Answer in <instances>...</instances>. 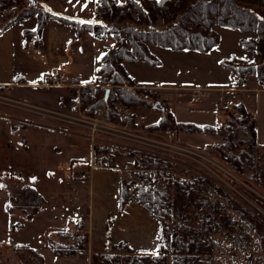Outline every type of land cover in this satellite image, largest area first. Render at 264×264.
Returning a JSON list of instances; mask_svg holds the SVG:
<instances>
[{
	"label": "rangeland",
	"instance_id": "obj_1",
	"mask_svg": "<svg viewBox=\"0 0 264 264\" xmlns=\"http://www.w3.org/2000/svg\"><path fill=\"white\" fill-rule=\"evenodd\" d=\"M32 1L30 3L28 0H25L20 5H14L3 10L0 15L1 27L10 21L11 18L15 17L28 3L30 5L37 4L51 14V17H47V27L43 29V36L29 37L27 46L24 44L23 29L36 27V16H33L32 19L28 18L29 20L25 19L14 23L8 31L6 29L0 34L1 76L10 75L13 69L23 68L27 74L33 77H29L27 86L21 90V96L11 92L14 86L13 84L0 88V121L6 127L4 133L0 131V167H12L21 171L22 179L19 181V186L34 188L38 196L43 198V202H49L53 208L62 210L63 214L61 219L56 224L48 222L45 225L46 223L43 220L34 219L35 221L32 224L42 227L38 236L43 238L45 234V237H47V228L52 226L75 233L84 232L88 235L89 240L87 253H78L73 255L74 258H68L70 256L59 257L52 254L49 248H47L48 252H46L45 249L48 247L46 243H44V249L39 247V250L49 257L48 260H51V257L56 258L54 262L50 261L49 264H90L92 252H109L112 250L105 243L106 224L107 221H111L112 242L125 241L134 250H139L144 253H154L157 249L158 241L157 219L132 200L128 201L122 213L118 212L116 194L118 193L117 186L119 190L117 174L120 172L116 169H96L90 180H67L65 177L67 167L74 161V158L79 156L78 149L85 151L88 148L89 150L88 141L61 130L65 129L75 132L77 128L62 124L59 121H39V117L37 119L36 116L31 115L25 106H19L21 105L19 103L22 102L36 104L52 110H62L63 112L74 110L78 103L79 105L81 104L79 97L80 90L86 84L94 83L93 79L96 77L100 54L105 52L106 48L113 49L117 47V44L110 34H108L105 40L96 39L89 32H83L80 36H77L75 33L76 29L73 26L58 21L57 18L59 16L68 20H93L96 9L94 7L90 10L89 5L94 3L95 0H79V2L77 0H71V2L69 0ZM85 4L87 5L86 7H84ZM54 16H57V18H54ZM105 25L107 27L113 25L119 31L129 25L139 29L144 28V26L136 25L133 21L128 20L105 23ZM160 27L162 26H157V28ZM214 28L220 35V41L208 54L193 51L174 52L158 46H152L151 50L155 57L160 60V65L152 67L142 61L125 63L128 73L138 84L148 83L157 86L159 88H155L153 91L167 93L170 96L179 94L176 99L169 100L167 106L172 113H175V116H173L176 121L192 120L189 116L190 113L205 102L209 95H218L219 92L203 90L199 102L191 104L190 91H180L176 94V91L165 88V86L182 82L193 83L194 81L202 85L218 84L225 81L223 80V75L218 72L221 69L218 65L220 59L229 58L230 56L248 59L252 55L242 48L240 38L255 37L253 32L245 34L238 30L221 26H215ZM35 39L40 42H35ZM34 42L36 43L35 45ZM53 60L56 63L51 64L50 61ZM43 69L47 71L44 73L55 71L67 76L77 77L82 87L43 88L34 86V83L41 77L35 79V76ZM101 86L107 87L103 84ZM26 90L28 91V95L24 92ZM204 94L208 95L205 96ZM157 98L155 100L158 103L157 105L154 102L149 107H128L124 110H129L132 115L145 118L147 124L151 123L158 116L161 117L159 107H166V104L163 103L165 102V98L163 100ZM19 114H22L23 117L19 116ZM12 123L23 125V127L13 132L10 130V133L7 131V128ZM151 132L156 138L177 142L189 148L203 151L218 167L210 165L209 169L204 171L205 168L203 166L188 161L189 159L186 158L178 157L180 158L178 161H169L161 157L159 159L163 158L162 160L171 164V169L168 171L164 169H144L145 172L157 173L161 182L169 179V176L173 179L178 177L187 178L193 174L210 177V181L212 180L214 184L221 187L235 201L248 209L258 219L264 220V207L255 198H252L253 194L256 198L258 197L264 202L263 194L245 184L239 175H234L226 166L220 164L213 156L214 153L212 151H207L203 147H196L179 141L185 140L186 142L200 145L204 142L213 141L212 137L200 134H190V136L177 134V139L172 140L167 129H156L151 130ZM23 136L25 137V142L21 141ZM82 156L84 157L78 158V160L83 161L87 159L88 152L85 155L82 154ZM140 157L150 156L129 155L127 153H121L120 155L122 162H130L133 165V169L129 172L126 179H131L133 187L141 183L138 177L140 171L133 164L134 160ZM140 170L142 171V169ZM154 170H158V172H153ZM159 172L166 175L167 178L163 179ZM2 180L7 186L14 182L12 181L13 178L5 176H2ZM99 186L105 190V193H102V197H99ZM9 190L7 189L6 191L8 194H10ZM4 191L3 188H0V193H3V195ZM40 200L36 201L35 204L28 203V205L43 204ZM38 209L33 210V212H36ZM31 210V208H19L15 205L12 211L14 212V226H19L17 225L19 223L25 224L28 222L27 219L29 217L26 214L30 213ZM76 210H78L77 213ZM228 212L231 216H234L232 211ZM77 216H80V218L73 220L75 223L69 221L70 218L74 219ZM1 222L0 220V234H2L1 230H3V223ZM70 222H72L71 226L69 225ZM260 232L264 234V225L260 228ZM33 234L34 232L32 230L24 229L10 235L15 242H25L36 239L35 234V237H32ZM213 238L221 246L219 249L215 248L213 250L212 264H264V261L259 262L255 260L256 256L263 255L259 247V240L255 236L251 237V248L237 247L223 234H215ZM9 250L10 248H3V253L8 255ZM23 251V253L11 254V258L15 262L12 264H20L22 262L26 264L48 263H45L44 259H41V256H34V260H32L31 257L27 256L29 255L28 250ZM2 262L4 264L5 260H2ZM166 264H171L170 254L167 255Z\"/></svg>",
	"mask_w": 264,
	"mask_h": 264
},
{
	"label": "trees",
	"instance_id": "obj_2",
	"mask_svg": "<svg viewBox=\"0 0 264 264\" xmlns=\"http://www.w3.org/2000/svg\"><path fill=\"white\" fill-rule=\"evenodd\" d=\"M23 1L0 0V15L3 10L20 5ZM94 7L96 12L91 21L54 16L61 23L73 26L77 36L89 32L94 38L105 40L110 34L117 44V47L108 48L101 55L94 83L86 84L79 92L80 108L84 113L98 107L103 109L108 119L120 121L122 111L128 107L152 106L157 92L136 87L122 62L140 60L152 67L159 65L161 62L151 53L150 45L173 51L207 53L220 41L215 26L255 34V37L241 39L242 48L252 54V61L230 56L220 60L219 65L241 81L246 75L255 76L258 85L264 88V0H95L89 9ZM33 16L37 18L36 27L33 30L23 29L24 44L27 46L28 38L40 37L47 17H51L37 4L28 3L0 27V34L12 24ZM124 20L133 21L144 28L129 25L119 31L113 25H105ZM158 25L162 27L157 28ZM37 41L40 42L35 39ZM160 111V119L147 124L149 130L167 129L172 140L179 133L212 137L213 141L204 145L203 149L212 151L220 164L264 195V144L258 141L255 123L242 103L232 104L218 125L180 122L165 107ZM133 164L142 171L138 173L141 183L133 187L132 201L157 219V249L154 253H144L134 250L125 241L112 242L111 221H107L105 243L112 250L92 252L90 264H166L168 254L171 256V264H212V252L221 246L213 238L215 234L225 235L233 245L240 248H251V237L255 236L263 254L256 256L255 260L264 261V234L260 232L264 220L254 216L221 187L198 174L174 179L169 176V179L161 182L157 173L144 171H168L172 168L170 163L159 158L140 157ZM252 198L264 207L262 199L253 194ZM129 200L126 184L120 179L119 213L124 211ZM26 205L28 207L25 209H32L26 216L31 217L33 210L39 208L40 204ZM14 206L9 201L6 211L11 214ZM228 211H232L234 216ZM88 241V235L84 232L71 234L67 230H60L47 234L48 246L57 256L87 253ZM13 248L31 251L29 247L20 244H14Z\"/></svg>",
	"mask_w": 264,
	"mask_h": 264
},
{
	"label": "crops",
	"instance_id": "obj_3",
	"mask_svg": "<svg viewBox=\"0 0 264 264\" xmlns=\"http://www.w3.org/2000/svg\"><path fill=\"white\" fill-rule=\"evenodd\" d=\"M30 19H32V17ZM10 27L8 29H10ZM46 27H47V25L45 26V28ZM34 28H24V29L33 30ZM8 29H7V31H8ZM230 29H232V28H230ZM234 30H236V29H234ZM43 33H44V30L41 33V37L43 36ZM245 34H247V33H245ZM242 38H245V37H241L240 41ZM41 41L43 43L42 38H41ZM152 46H156V45H150L149 46V49H150L151 53L153 54V52L151 50ZM158 47H160V46H158ZM107 49L108 48H106L105 50H107ZM163 49H168V48H163ZM168 50H171V49H168ZM171 51H173V50H171ZM180 51L199 52V51H194V50H180ZM180 51H174V52H180ZM209 52H207V53L199 52V53L208 54ZM103 53H101V54H103ZM101 54H100V57H101ZM238 58L244 59L247 62H250L253 60L252 55L248 59L243 58V57H238ZM220 60H222V59H220ZM220 60L218 61V65H219ZM138 61H140V60H138ZM50 63L54 64L56 62H55V60H53V61H50ZM125 63H127V62H122V65L125 68V70L127 71V69L125 67ZM153 67H155V66H153ZM220 68L221 69H219L218 72L221 73V75H223V77H224L223 80H225V81L220 82L218 84L202 85V84H198V82L194 81L193 83L182 82V83L172 84L171 86H165V88L173 89V91H176V94L179 93L180 91H190L191 95L198 94L199 100H200V96L202 95L203 90H206V91L209 90V92H211V91L219 92L218 95H216V94L209 95V97L206 98L205 102H203L199 107H197L193 112L190 113L189 116L192 118V120L182 121V122H194L197 124L200 123V125L201 124L218 125L223 120V118H224L227 110L229 109V107L234 103L240 102L244 105L246 113L248 115H250V118H251V116H253V121L255 123L258 141L260 143L264 144V88H262L258 85L255 76L246 75L245 79L243 81H241L237 78V76L235 74H233L229 70H227L221 66H220ZM11 71L12 72L10 75H5V76H1L2 73L0 72V88L6 87V85H9V84L10 85L13 84L14 86L11 89L12 90L11 92L15 95L21 96L22 95L21 90H23V88H25L27 86L26 84H28L27 82H28L29 77H31V78H33V77L30 74H27L26 70L23 68L15 69V70L13 69ZM44 72H47V71H45L44 69L39 71L38 74L35 76V79L40 77ZM28 73H29V71H28ZM127 73H128V71H127ZM134 81H135V79H134ZM135 86L141 87V88H147V89H151V90H155V88H157V86H154V85H151L148 83L138 84L136 81H135ZM24 92H25V94L28 95L27 90ZM178 95L179 94L170 96V94H167V93L157 92V97L159 99L163 100L165 98L164 99L165 102H163V103L166 104V107L165 106L164 107L170 113H172V112L170 111L169 107H167L168 102H169V100L176 99ZM204 95L207 96L208 94H204ZM159 110H162V108H160ZM160 115H161V113H160ZM172 115L175 116V113H172ZM19 116L23 117L22 114H19ZM18 118H20V117H18ZM159 119H160V117L158 116L157 119L155 121H153L152 123L157 122ZM116 122H119V121H116ZM22 127H23V125H18V124L12 123V124H10L9 128H7V131L11 133V131L13 132V131L17 130L18 128H22ZM24 128H25V126H24ZM4 129H6L5 125H3V123L0 121V131L2 133H4ZM178 135L190 136V134H188V133H179ZM80 138H83V137H80ZM83 139H85V138H83ZM175 139H177L176 136H175ZM21 141H23V142L26 141L24 136L21 138ZM179 141H181L183 143H187V144L192 145V146H196V147H203L204 145H207L210 143V142H204L203 144L199 145V144L186 142L185 140H179ZM24 149H26V148H24ZM78 150H79V152H78L79 156L74 158V161L78 160V158L84 157V156H82V154L85 155L86 152H88L87 151L88 148H86L85 151H83L82 149H78ZM2 176L13 178L12 181H14V182L9 184V186H7V184L5 182H3ZM21 177H22L21 171H18L12 167H6V168L0 167V188H3L5 190L4 195H3V193H0V220L2 221L1 223H3V230H1L2 234H0V264L1 263L3 264L2 260H5L4 264L15 263L14 260L11 258L13 253L17 254L18 252H21V253L24 252L23 250H25V249H14L13 248L14 244H20V245H24V246L29 247L31 249V251H28V254L30 256L29 255H27V256L31 257L32 260H34V256L35 257L41 256V259H44V262L45 263L48 262L47 264H49L50 261L54 262L56 258L51 257V260H48L49 257L46 256L44 253H42L39 250V247H42L44 249V243H46L47 244L46 246H48L47 239H46L47 237H45V234L43 235V238L38 236V233L41 231L42 227H39L38 225H34L32 223L35 221L34 220L35 218H37V220H43V222L46 223L45 225H47L48 222H50V223L52 222L53 224L59 223V220L61 219L63 212L60 209L53 208L49 204V202H45V201L43 202V198L38 196V194L36 193L37 191L34 188L19 186V184H20L19 181H21V179H22ZM65 177L67 180L71 181V179L68 178L67 173L65 174ZM119 180H120V173L117 174V184L118 185H119ZM72 182H76V181H72ZM7 189H10L9 190L10 194H8L6 192ZM98 190H100V192H99L100 196L99 197H102L103 196L102 193L104 194L105 190L101 186H99ZM117 191H118V186H117ZM116 197L118 200V193L116 194ZM39 199H41L40 201H42L43 204L40 203V205L38 206L39 209L36 212H34V214L31 217L28 218L29 220L27 219L28 222H26L25 224L19 223V224H17L19 226H16V225L14 226V221H15L13 218L14 212H12V214H9L6 211L7 203L9 201H12L16 205V207L24 208V207H28L26 205L27 203L33 204L36 201H38ZM77 212H78V210H76V213ZM77 218H80V216L74 217V219L70 218L69 221H73ZM24 229L32 230L34 232V234L36 235V239H33V240L31 239V241H25V242H15L10 234L17 233L19 230H24ZM60 230H64V229L54 228V227L50 226L47 228L46 232L48 233L50 231H60ZM34 234L32 237H35ZM1 235H3V236H1ZM3 248H10V250L7 253L8 255H5L3 253ZM47 248H49V246L46 247V249H45L46 252H48ZM49 250H50V248H49ZM68 258H74V256H72V257L70 256ZM57 259H59V258H57ZM63 262H65V261H63Z\"/></svg>",
	"mask_w": 264,
	"mask_h": 264
},
{
	"label": "built area",
	"instance_id": "obj_4",
	"mask_svg": "<svg viewBox=\"0 0 264 264\" xmlns=\"http://www.w3.org/2000/svg\"><path fill=\"white\" fill-rule=\"evenodd\" d=\"M41 77L34 83V86L49 88H80L79 79L74 76H67L63 73L51 71L43 73ZM199 101V95L194 94L190 97V103L194 104ZM19 106H25L28 112L39 117V121H59L77 128V131H67L61 129L71 135L85 138L89 143L88 158L76 160L67 167V175L71 180H90L94 170L116 169L121 173V179L127 187L132 200L133 184L130 180H126L129 172L132 171L133 165L130 162H122L120 160L121 153L136 154L150 156L154 158H165L171 161H178L181 158L189 159L196 164L203 166L204 171L209 169L210 165H218L212 162L203 151L189 148L173 141H165L156 138L151 130L148 129L145 118L132 115L129 110H123L121 113V121L116 122L108 119L104 115L101 108H93L90 112L84 113L79 103L74 110L60 111L52 110L36 104H27L20 102ZM253 119V116H251ZM162 158V159H163ZM141 171L140 169H138ZM153 172H158L154 170ZM160 176L166 179L167 176ZM200 175V174H199ZM203 175V174H202ZM206 178H210L204 175ZM211 179V178H210ZM212 181V180H211ZM213 182V181H212ZM214 183V182H213ZM217 185V184H216ZM72 225V222L69 223ZM70 233H74L70 231Z\"/></svg>",
	"mask_w": 264,
	"mask_h": 264
},
{
	"label": "snow or ice",
	"instance_id": "obj_5",
	"mask_svg": "<svg viewBox=\"0 0 264 264\" xmlns=\"http://www.w3.org/2000/svg\"><path fill=\"white\" fill-rule=\"evenodd\" d=\"M69 2H71V0H69ZM77 2H79V0H77ZM97 2H99V0H97ZM87 5L85 4L84 7H86ZM41 79H43V76H41Z\"/></svg>",
	"mask_w": 264,
	"mask_h": 264
},
{
	"label": "water",
	"instance_id": "obj_6",
	"mask_svg": "<svg viewBox=\"0 0 264 264\" xmlns=\"http://www.w3.org/2000/svg\"><path fill=\"white\" fill-rule=\"evenodd\" d=\"M30 3L33 2L32 0H28ZM108 90H106V94H107ZM157 104V102L155 103V105Z\"/></svg>",
	"mask_w": 264,
	"mask_h": 264
}]
</instances>
